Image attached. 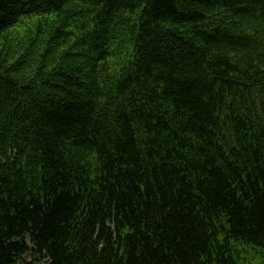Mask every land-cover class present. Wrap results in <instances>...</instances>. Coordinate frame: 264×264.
Returning a JSON list of instances; mask_svg holds the SVG:
<instances>
[{
    "label": "trees",
    "instance_id": "obj_1",
    "mask_svg": "<svg viewBox=\"0 0 264 264\" xmlns=\"http://www.w3.org/2000/svg\"><path fill=\"white\" fill-rule=\"evenodd\" d=\"M264 263V0H0V264Z\"/></svg>",
    "mask_w": 264,
    "mask_h": 264
},
{
    "label": "rangeland",
    "instance_id": "obj_2",
    "mask_svg": "<svg viewBox=\"0 0 264 264\" xmlns=\"http://www.w3.org/2000/svg\"><path fill=\"white\" fill-rule=\"evenodd\" d=\"M41 262H45V259L29 251L16 264H39ZM243 262L244 264H264L260 255L255 250L243 253Z\"/></svg>",
    "mask_w": 264,
    "mask_h": 264
}]
</instances>
